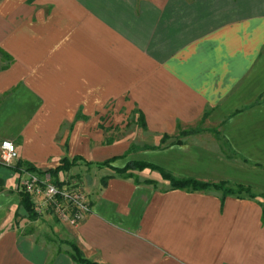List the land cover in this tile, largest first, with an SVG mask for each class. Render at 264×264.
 <instances>
[{
  "label": "crops",
  "instance_id": "crops-1",
  "mask_svg": "<svg viewBox=\"0 0 264 264\" xmlns=\"http://www.w3.org/2000/svg\"><path fill=\"white\" fill-rule=\"evenodd\" d=\"M1 140L40 172L81 158L47 173L90 212L73 227L27 219L30 172L0 164V264H77L68 244L94 264H264V0H0ZM131 162L254 198L115 173Z\"/></svg>",
  "mask_w": 264,
  "mask_h": 264
},
{
  "label": "built area",
  "instance_id": "built-area-1",
  "mask_svg": "<svg viewBox=\"0 0 264 264\" xmlns=\"http://www.w3.org/2000/svg\"><path fill=\"white\" fill-rule=\"evenodd\" d=\"M17 160L11 141H0V164L9 166ZM17 182L18 192L26 194L37 215L48 214L58 222L76 226L89 212V203L75 181L57 184L47 172H24Z\"/></svg>",
  "mask_w": 264,
  "mask_h": 264
},
{
  "label": "trees",
  "instance_id": "trees-1",
  "mask_svg": "<svg viewBox=\"0 0 264 264\" xmlns=\"http://www.w3.org/2000/svg\"><path fill=\"white\" fill-rule=\"evenodd\" d=\"M138 123L141 128H144V123L142 121V116H139L138 118ZM197 130H190L187 132L182 131L180 133L181 136H187L191 134L197 133ZM167 139L166 136H163L161 139L160 143H163V141ZM178 143V141L176 142ZM138 148H129V151L137 150ZM143 149H155V148H149V147H143ZM81 158L79 157H74L71 160H67L65 158L61 159L59 162V165L55 167L54 169H48L45 172H49L52 176H56L60 172H65L67 171L70 167H72L77 161H80ZM115 158H111L108 160H105L101 163L96 164L97 167H103V166H108L109 163L114 161ZM11 171H13L16 174H19V170L23 168L25 171L29 172H35V173H40L37 169H35L33 166L26 162H19L16 161L14 165L12 166H7ZM144 169H148L151 171H156L160 175V177L163 180L168 181L170 188L171 189H176V190H186V191H191V192H196V191H203L207 189H212L214 191L220 192L221 194V200L225 196L233 195L236 197H239L240 194L245 195L249 199H253L254 196L250 193L248 188L236 185V186H229L225 182H219L216 184H210V183H202L198 182L192 179H176L169 175L168 173L164 172L162 169L152 165V164H147L144 162H131L126 164L123 168L121 169H115V173L117 174H125L129 170H138L142 171ZM126 177H132L131 174H126ZM146 184H153L152 182L146 181L144 182ZM18 207L25 213L27 219L29 220H34L38 217L37 214L33 212V207L32 203L30 201V198L21 192H18ZM262 213H264V206L262 207ZM70 248V258L73 262L77 264H94L91 262H88L87 260L81 258L80 253L78 252L77 248L73 244H68Z\"/></svg>",
  "mask_w": 264,
  "mask_h": 264
},
{
  "label": "rangeland",
  "instance_id": "rangeland-1",
  "mask_svg": "<svg viewBox=\"0 0 264 264\" xmlns=\"http://www.w3.org/2000/svg\"><path fill=\"white\" fill-rule=\"evenodd\" d=\"M121 113H122L123 120L126 122L125 132L129 131L132 127L131 125L133 124V120L135 118L134 117L135 116L134 111H124V112L121 111ZM100 122H102V120ZM101 126H102V129L105 131L104 133L106 134L107 140L116 139V138H119L120 136L124 135V132H121V130L117 126L109 125V126L105 127L104 123L101 124ZM200 128H201L200 126H197V127L192 128V129L184 130V132H187L190 130H200ZM181 132L182 131L177 132L175 139H181L183 137L180 135ZM110 153L113 154V153H116V151L111 150V151H108L107 154H110ZM133 171H138V170H129L128 172H133ZM13 183H14V177H12L11 179H9L7 181V184L10 185L11 187L13 186ZM43 215H48V214H43ZM48 216H50V215H48ZM49 220H51L52 222L53 221L58 222L55 218H49Z\"/></svg>",
  "mask_w": 264,
  "mask_h": 264
}]
</instances>
